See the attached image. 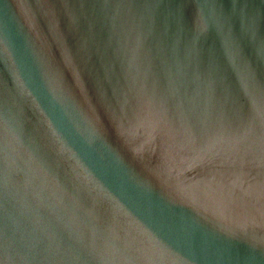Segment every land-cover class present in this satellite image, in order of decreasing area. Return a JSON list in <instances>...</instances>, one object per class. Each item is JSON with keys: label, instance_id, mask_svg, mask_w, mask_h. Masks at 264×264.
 I'll use <instances>...</instances> for the list:
<instances>
[{"label": "water", "instance_id": "95a60500", "mask_svg": "<svg viewBox=\"0 0 264 264\" xmlns=\"http://www.w3.org/2000/svg\"><path fill=\"white\" fill-rule=\"evenodd\" d=\"M0 264H264V0H0Z\"/></svg>", "mask_w": 264, "mask_h": 264}]
</instances>
